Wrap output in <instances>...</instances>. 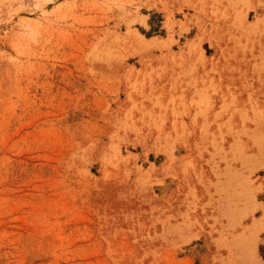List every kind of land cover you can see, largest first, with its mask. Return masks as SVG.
I'll return each instance as SVG.
<instances>
[{
	"label": "rangeland",
	"instance_id": "rangeland-1",
	"mask_svg": "<svg viewBox=\"0 0 264 264\" xmlns=\"http://www.w3.org/2000/svg\"><path fill=\"white\" fill-rule=\"evenodd\" d=\"M0 264H264V0H0Z\"/></svg>",
	"mask_w": 264,
	"mask_h": 264
}]
</instances>
